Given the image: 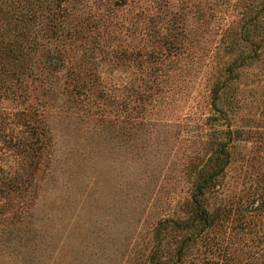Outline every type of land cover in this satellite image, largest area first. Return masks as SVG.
<instances>
[{
  "label": "rangeland",
  "instance_id": "1",
  "mask_svg": "<svg viewBox=\"0 0 264 264\" xmlns=\"http://www.w3.org/2000/svg\"><path fill=\"white\" fill-rule=\"evenodd\" d=\"M255 18L264 26V0L72 2L70 28L42 40L50 75L5 104L0 264H145L155 223L188 218L186 164L212 151L194 138L209 129L198 119L208 114L209 75L240 51L244 65L224 75L238 99L230 116L252 129L235 141L222 192L205 195L219 219L186 263L209 255L208 264H264V188L254 192L264 173V58L250 64L260 49L245 31ZM75 26L79 36L66 35ZM172 27L185 35L177 65L164 42ZM186 232L163 240L166 254Z\"/></svg>",
  "mask_w": 264,
  "mask_h": 264
},
{
  "label": "trees",
  "instance_id": "2",
  "mask_svg": "<svg viewBox=\"0 0 264 264\" xmlns=\"http://www.w3.org/2000/svg\"><path fill=\"white\" fill-rule=\"evenodd\" d=\"M72 2L74 3L75 0H0V135L5 132L10 116H12L5 104L9 100L14 101V99L24 96L25 99L28 96L32 80L50 75L46 72L45 66L47 57L45 50L48 49L47 46L50 44L45 45L42 40L45 39L50 42L54 32L70 28L65 23V14L68 13V8ZM255 19V22H250L245 30L251 35L254 43L256 42L254 46L260 49L252 57L248 56V60L252 65L259 63L264 58V34H261L264 32V26L258 22V18ZM74 29V32L72 31L71 34L66 35L78 37L77 27L75 26ZM223 36H225V42L227 43L229 34ZM184 37L183 29L170 28V32L164 41L167 43V55L169 57L174 59L178 57V49L182 47ZM249 44L252 43L249 42ZM39 45L43 47L36 52ZM39 52L38 59L41 68L38 67L39 70H37L32 62L35 60L33 55ZM244 57L245 54L240 51L228 66L223 67V63H217L214 64L215 67L210 72L208 79V83H210L208 114L205 116L201 114L198 118L201 125H207L209 129H205L202 135H199V137L196 135L194 138H198V141L204 144L203 149L204 147L206 149L208 145H212V151H208L210 155L202 164V156L200 159L198 152L189 158L185 167V174L188 175L191 183L193 182V186L191 197L186 202V205L189 204L190 206L188 218L166 217L155 223L152 229V245L143 262L145 264H192L191 262L186 263L190 248L197 245L196 243L202 239L206 230L217 224L218 220L216 219H219V217L217 218L216 212L219 209L211 210L206 203L205 195L207 192L221 191L223 184L219 182L223 179L222 175L227 168L226 165L230 162L231 150L237 145L235 141L240 139L241 132L247 133L252 129L245 131L240 127L233 126L232 121L234 119L230 115L238 107V103H234L238 99L232 100L227 95L230 91L227 85L229 82L226 83L228 78L224 76L234 71L236 65L238 69L242 67ZM185 58L186 56L177 58L175 65ZM180 68H183V66ZM188 114H190V111ZM185 128L193 127L186 125ZM3 142L0 140V144L4 145ZM8 142L14 143L11 139ZM37 143H39L37 148L40 149L41 154L45 150L43 138H40ZM258 158L256 162L264 163V153L259 155ZM254 159L250 158L246 162ZM213 164V172L210 171L206 176L209 167ZM216 164L219 167L215 166ZM260 166L262 165L259 164L258 167ZM6 177V171L0 166V183H3ZM258 179L260 181L258 184H254V192H259L264 188V173L260 174ZM2 189L0 187V190ZM175 231L187 232L185 236H181L180 243L173 254L170 253V250L166 254V245L163 240ZM223 251L225 252V250ZM196 258L198 260V256ZM196 258H192V260L194 261ZM211 259L213 258H210L209 255H204L199 261L208 264Z\"/></svg>",
  "mask_w": 264,
  "mask_h": 264
}]
</instances>
